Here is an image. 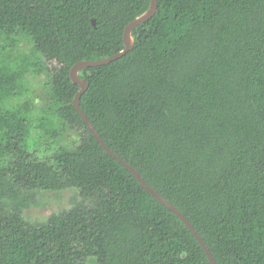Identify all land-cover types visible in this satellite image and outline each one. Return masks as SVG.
Listing matches in <instances>:
<instances>
[{
	"label": "trees",
	"instance_id": "1",
	"mask_svg": "<svg viewBox=\"0 0 264 264\" xmlns=\"http://www.w3.org/2000/svg\"><path fill=\"white\" fill-rule=\"evenodd\" d=\"M133 49L79 73L80 108L106 145L193 225L217 264H264V0H157ZM152 0H0L4 49L29 36L51 65L57 123L74 152L39 161L25 113L5 110L22 74L0 62V264H210L182 221L109 156L73 106L80 62L125 50ZM95 22V25H93ZM80 190L45 223L35 192Z\"/></svg>",
	"mask_w": 264,
	"mask_h": 264
},
{
	"label": "rangeland",
	"instance_id": "2",
	"mask_svg": "<svg viewBox=\"0 0 264 264\" xmlns=\"http://www.w3.org/2000/svg\"><path fill=\"white\" fill-rule=\"evenodd\" d=\"M6 41L0 35V62L21 73L16 92L3 102L5 110H17L27 115L30 125L29 151L39 161H52L53 155L63 149L74 152L80 145L79 133L63 130L60 137L52 140L47 128L57 123L55 106L51 99V65L48 66L37 51L33 40L22 34L14 47L4 49ZM80 190L69 187L65 191L35 192L29 208L22 211L30 223H45L54 215L70 211L81 202ZM95 261L91 260V264Z\"/></svg>",
	"mask_w": 264,
	"mask_h": 264
},
{
	"label": "water",
	"instance_id": "3",
	"mask_svg": "<svg viewBox=\"0 0 264 264\" xmlns=\"http://www.w3.org/2000/svg\"><path fill=\"white\" fill-rule=\"evenodd\" d=\"M157 8H158V1L157 0H152V4L150 7V10L141 18L137 19L136 21L132 22L131 24H129L125 31H124V43H125V50L123 52H121L118 55H115L105 59V60H101V61H96V62H80L78 64H76L71 72H70V76H71V80L73 81V83L77 84L78 86H80L81 91L79 92V94L76 95V98L73 102V106L75 108V110L78 112V114L80 115L81 119L84 121V123L86 124L87 128L89 129V131L92 133V135L94 136V138L96 139V141L100 144V146L105 150V152L113 157L116 161H118L127 171H129L136 179L137 181L141 184V186L152 196L154 197L160 204H162L164 207H166L169 212H171L172 214L176 215L181 221L182 223L188 228V230L193 234V236L196 238V240L198 241V243L200 244V246L202 247L203 251L205 252L210 264H217L215 259L213 258L212 254L210 253L209 249L207 248L206 244L204 243V241L202 240V238L199 236V234L196 232V230L194 229L193 225L187 220V218L181 214L179 212V210L173 206L170 202H168L167 200H165L160 194H158L152 187H150L146 181L142 178V176L127 162H125L124 160H122L118 155H116L104 142V140L101 138V136L99 135V133L97 132V130L95 129V127L92 125V123L90 122V120L87 118V116L84 114V112L81 110L80 108V100H81V95L84 94L87 89L88 86L87 84L79 79V73L85 69H89V68H99V67H103L106 65H109L111 63H115V61L121 59L122 57H124L130 50L133 49V45H134V39L132 37V33L133 31L145 24L150 18H152L155 13L157 12ZM93 25H95V22H93Z\"/></svg>",
	"mask_w": 264,
	"mask_h": 264
}]
</instances>
